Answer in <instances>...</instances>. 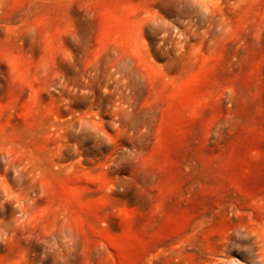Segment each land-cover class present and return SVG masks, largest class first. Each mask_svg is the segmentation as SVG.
I'll return each instance as SVG.
<instances>
[{
    "label": "rangeland",
    "instance_id": "1",
    "mask_svg": "<svg viewBox=\"0 0 264 264\" xmlns=\"http://www.w3.org/2000/svg\"><path fill=\"white\" fill-rule=\"evenodd\" d=\"M0 264H264V0H0Z\"/></svg>",
    "mask_w": 264,
    "mask_h": 264
}]
</instances>
